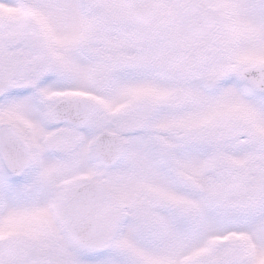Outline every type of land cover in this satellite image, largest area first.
<instances>
[{"label": "snow or ice", "instance_id": "snow-or-ice-1", "mask_svg": "<svg viewBox=\"0 0 264 264\" xmlns=\"http://www.w3.org/2000/svg\"><path fill=\"white\" fill-rule=\"evenodd\" d=\"M0 264H264V0H0Z\"/></svg>", "mask_w": 264, "mask_h": 264}]
</instances>
